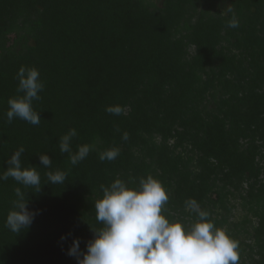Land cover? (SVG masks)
<instances>
[{
	"label": "trees",
	"instance_id": "obj_1",
	"mask_svg": "<svg viewBox=\"0 0 264 264\" xmlns=\"http://www.w3.org/2000/svg\"><path fill=\"white\" fill-rule=\"evenodd\" d=\"M230 4L235 29L220 14ZM21 66L45 85L39 125L7 121ZM117 104L123 114L106 112ZM70 128L73 152L92 145L77 165L59 150ZM21 146L42 186L0 181V264H78L68 248L75 237L86 251L100 226V186L148 174L171 216L190 221L197 200L239 241V264H264V0H0V173ZM110 147L119 156L101 161ZM57 169L65 184H48ZM17 187L36 213L19 234L5 226Z\"/></svg>",
	"mask_w": 264,
	"mask_h": 264
},
{
	"label": "clouds",
	"instance_id": "obj_2",
	"mask_svg": "<svg viewBox=\"0 0 264 264\" xmlns=\"http://www.w3.org/2000/svg\"><path fill=\"white\" fill-rule=\"evenodd\" d=\"M230 16L227 26L239 27L233 7L228 5L221 13ZM17 95L8 99L7 121L19 118L32 125H39L41 117L33 108L39 100L44 82L35 66H21L16 74ZM106 112L121 115V105L106 107ZM77 136L70 128L59 139V150L69 154L71 165H77L92 151V145L84 144L73 152L72 139ZM122 139L127 141L125 131ZM23 146L7 160L6 171L0 173V181L14 179L24 189H41V177L33 165L23 166ZM119 156V148L110 147L99 155L101 161H113ZM40 165L50 168L52 160L47 154L39 155ZM48 184H65L67 173L57 169L46 172ZM15 199L7 213L5 226L13 233L27 230L35 212L28 208L26 192L21 187L14 189ZM29 193V192H28ZM27 193V196H28ZM95 220L99 227L91 226L93 238L86 242V251L80 248L79 238H73L68 255L78 264H239L240 243L224 227L218 226L209 210L201 208L195 199L185 201L191 220L174 217L168 213L169 194L163 182L148 174L138 184L134 180L114 179L100 186V194L93 200Z\"/></svg>",
	"mask_w": 264,
	"mask_h": 264
},
{
	"label": "rangeland",
	"instance_id": "obj_3",
	"mask_svg": "<svg viewBox=\"0 0 264 264\" xmlns=\"http://www.w3.org/2000/svg\"><path fill=\"white\" fill-rule=\"evenodd\" d=\"M243 214V211H242V209L240 208V209H237V210H234V211H232V213H231V215H230V219L231 220H234V219H239V218H241V215ZM254 221H256V220H254ZM256 223V222H255ZM254 223V224H255ZM247 229H250V227H248ZM252 230L250 229V232H251ZM246 236H248V235H246Z\"/></svg>",
	"mask_w": 264,
	"mask_h": 264
}]
</instances>
